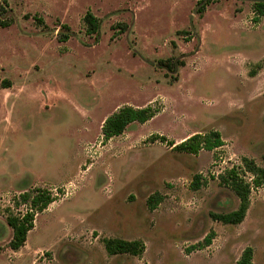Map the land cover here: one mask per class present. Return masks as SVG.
<instances>
[{
	"label": "rangeland",
	"instance_id": "1",
	"mask_svg": "<svg viewBox=\"0 0 264 264\" xmlns=\"http://www.w3.org/2000/svg\"><path fill=\"white\" fill-rule=\"evenodd\" d=\"M198 1L0 0V19L12 22L0 27V118L11 109L20 128L0 157L66 192L18 252L6 223L18 194H0V264H236L248 247L264 264V186L252 187L240 225L212 217L240 204L221 183L226 171L244 158L264 168V18L253 21L258 0H215L203 14ZM88 12L101 19L99 34L87 33ZM172 57L186 61L174 82L155 63ZM150 104L161 113L104 141L109 116ZM211 131L224 145L197 155L154 141ZM155 196L163 200L153 210ZM106 238L141 241L145 251L111 256Z\"/></svg>",
	"mask_w": 264,
	"mask_h": 264
},
{
	"label": "trees",
	"instance_id": "2",
	"mask_svg": "<svg viewBox=\"0 0 264 264\" xmlns=\"http://www.w3.org/2000/svg\"><path fill=\"white\" fill-rule=\"evenodd\" d=\"M215 0H200L198 1L197 13L203 14L207 7ZM4 11L0 6V16ZM254 23H259L261 18H264V0H258L253 5ZM43 23L42 20H38ZM83 23L86 26L89 35L99 34L101 29V19L95 17L91 12H88L84 18ZM12 22L2 21L0 19V27L5 28L11 26ZM70 36H62L59 41L67 42ZM157 67L165 70L168 75H175L173 82L177 81V73L181 67L186 66V61L180 58L160 59L155 62ZM162 109L160 107H153L151 104L143 107L136 108L132 106H124L119 108L115 113L109 116L103 123L102 135L104 141L108 142L112 138L120 137L125 133L129 125L133 123L145 124L155 118ZM162 140L166 142L173 149L185 152L188 154L197 155L202 150L213 151L224 145L221 133L218 131H211L208 134H195L180 144L176 145L175 142H167L166 138L156 136L154 141ZM176 145V146H175ZM243 167H234L220 177L221 183L230 187L240 200L237 210L229 213L213 214L212 217L224 225H240L246 218L247 212L250 207V193L252 187L258 188L264 186V168L255 164L254 161L247 158L243 159ZM239 169L245 171L253 176L252 183L246 182L241 178ZM201 184L199 177L193 181L192 188L198 190ZM66 192L63 188L57 189V194L49 188L36 187L31 190L25 191L13 200V206L6 209V223L13 231V237L9 242V248L18 252L25 247L28 239V234L35 228L36 217L47 210L53 203L60 201ZM163 198L151 197L149 205L154 210L162 202ZM107 253L111 256L114 255H131L141 256L145 251V245L141 241H127L120 238H106L103 240ZM212 243V236L205 237L200 247H208ZM196 249V246H193ZM236 264H253V249L246 248L240 259Z\"/></svg>",
	"mask_w": 264,
	"mask_h": 264
},
{
	"label": "crops",
	"instance_id": "3",
	"mask_svg": "<svg viewBox=\"0 0 264 264\" xmlns=\"http://www.w3.org/2000/svg\"><path fill=\"white\" fill-rule=\"evenodd\" d=\"M0 125H2L3 127V132H2L3 135L0 136V149H1L4 140L7 138V135H9L10 132H13L14 130L20 128H19V124L14 122L13 113L11 112V109H8L7 113H4L2 115V117L0 118ZM14 165H15V158H13L12 155L8 158L0 157V179L8 180L6 185L0 186V194L1 193L21 194L25 191L31 190L36 187H41V188L48 187L52 191H55L58 188H63L65 190V186L63 184H59L47 180L45 174L35 172L34 169L30 167H26L20 171H14L13 170Z\"/></svg>",
	"mask_w": 264,
	"mask_h": 264
}]
</instances>
